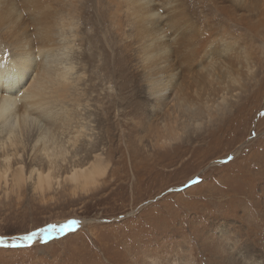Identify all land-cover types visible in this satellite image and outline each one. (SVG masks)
I'll return each instance as SVG.
<instances>
[{"label": "rangeland", "instance_id": "obj_1", "mask_svg": "<svg viewBox=\"0 0 264 264\" xmlns=\"http://www.w3.org/2000/svg\"><path fill=\"white\" fill-rule=\"evenodd\" d=\"M219 1L184 0L192 19L205 24L210 47L232 41L215 72L239 94L229 114L237 113L239 122L219 132V122L207 123L188 140L154 146L164 109L154 119L135 56L125 75L107 68L99 81L91 72L98 83L93 94H101L96 114L104 122L103 111L106 119L102 132L115 124L114 141L103 144L107 175L87 192L66 187L46 200L27 190L2 196L0 264H264V0ZM91 18L83 31L104 35L105 56H111L106 42L120 52L108 22ZM241 77L248 86L237 93ZM200 81V75L183 79L188 94L202 93L212 103L211 89ZM70 220L78 222L72 231H39ZM31 232L37 234L29 242L24 237Z\"/></svg>", "mask_w": 264, "mask_h": 264}, {"label": "bare ground", "instance_id": "obj_2", "mask_svg": "<svg viewBox=\"0 0 264 264\" xmlns=\"http://www.w3.org/2000/svg\"><path fill=\"white\" fill-rule=\"evenodd\" d=\"M91 1L0 0V198L27 190L46 200L66 187L77 193L100 185L109 169L104 139L114 141L115 124H109V135L102 132L105 115L103 122L94 106L101 94H93L98 83L90 76L99 73L101 81L107 68L127 74L131 55L144 76L154 119H162L164 109L151 146L187 139L207 123L219 122V132L239 122L237 113L229 115L239 94L215 72L232 41L223 38L210 47L205 24L192 19L184 0ZM93 15L108 22L120 52L106 42L111 56H105L104 35L83 31L82 22ZM197 75L211 89L212 103L203 102L202 93L188 94L183 79ZM220 82L226 83L218 92ZM247 86L241 77L237 93ZM226 115L228 122L220 124Z\"/></svg>", "mask_w": 264, "mask_h": 264}, {"label": "snow or ice", "instance_id": "obj_3", "mask_svg": "<svg viewBox=\"0 0 264 264\" xmlns=\"http://www.w3.org/2000/svg\"><path fill=\"white\" fill-rule=\"evenodd\" d=\"M78 222L75 221V220H70V221H67L66 223L64 224H61V225H48V227L45 229V228H42L40 229L39 231L41 233L43 232H56V231H59L61 234L63 233H66L68 231H72L73 229L71 228V225H75L77 224ZM36 232H31V233H28L24 239L31 242L33 237L36 236Z\"/></svg>", "mask_w": 264, "mask_h": 264}]
</instances>
